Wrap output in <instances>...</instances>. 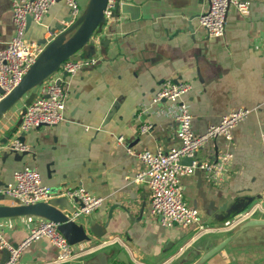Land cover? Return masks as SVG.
Listing matches in <instances>:
<instances>
[{
  "label": "crops",
  "instance_id": "obj_1",
  "mask_svg": "<svg viewBox=\"0 0 264 264\" xmlns=\"http://www.w3.org/2000/svg\"><path fill=\"white\" fill-rule=\"evenodd\" d=\"M248 1L250 13L243 15L231 7L225 34L211 38L199 22L208 0H118L114 18L98 35L102 42L95 56L97 64L67 79L63 122L21 131L25 99L0 117V189L14 181L16 170L28 166L37 168L43 182L55 191L83 186L104 197L101 208L77 221L87 227L92 240L74 245L75 259L58 261L57 248L41 238L23 251L19 264H103L105 260L109 264L116 255L125 264H166V255L194 232L162 227L150 215L147 185L128 178L141 168L128 147L139 152L179 145L176 120L160 112L167 103L153 100L166 80L192 84L183 99L197 134L233 109H251L234 128L229 148L218 137L207 141L198 153L197 158L213 161L217 151L229 149L234 155L219 186L205 182L211 196L217 195L214 212L209 215L204 209L196 175L183 179L190 203L208 221H222L244 204L257 203L264 190V0ZM12 3L0 0V50L15 35ZM90 4L91 0H79L83 13ZM69 15L66 2L58 0L41 23L31 22L27 36L37 42L50 34L53 39H67L74 33L70 27L75 20L65 21ZM57 24L65 28L57 30ZM114 105L116 110L107 120ZM146 124L150 129L141 132ZM15 136L31 146L22 161L14 154L3 159L6 141ZM119 136L125 138L123 143ZM10 204L0 194V205ZM44 219L38 215L2 217L0 230L18 244ZM91 220L104 226L103 236L90 232ZM249 221L233 229L225 247L205 264H264V225ZM3 258L0 251V263Z\"/></svg>",
  "mask_w": 264,
  "mask_h": 264
},
{
  "label": "built area",
  "instance_id": "obj_2",
  "mask_svg": "<svg viewBox=\"0 0 264 264\" xmlns=\"http://www.w3.org/2000/svg\"><path fill=\"white\" fill-rule=\"evenodd\" d=\"M57 1L13 0L15 35L7 48L0 50V88L4 91L0 92V100L20 84L53 40L51 34L46 36L43 42L32 40L27 36V28L29 18L41 23ZM64 1L70 8L73 20H76L82 14L79 0ZM117 3L118 0H107L103 26L114 18ZM250 5L248 0H209L208 9L199 15V22L209 37H222L226 32L230 8L235 7L241 14L247 15L250 13ZM97 62L98 58L95 56L63 61L59 69L41 84L36 98L26 106L22 113L20 130L26 132L40 126H54L63 122L68 99L67 79L85 67L96 65ZM191 89L190 82L166 80L162 82L153 98L156 103L165 100L167 104L159 109L160 112L176 120L178 146L167 149L159 145L155 151L139 152H134L128 147V152L134 153L141 164V168L133 177L128 178L137 184L147 185L151 198L150 215L166 229L178 227L198 231L205 228L202 212L190 203L183 179L195 176L196 170L199 169L203 179L211 185L219 186L223 176L228 175L233 153L226 149L218 153L214 161L197 158L198 153L207 141L218 137H223L229 148L234 128L251 113L248 107L233 109L223 115L219 123L212 124L204 133L197 134L193 129V116L183 99ZM150 127L143 125L141 132L148 131ZM262 137L264 138V131ZM118 140L123 143L125 138L119 136ZM6 148L19 152L31 150V146L17 136L6 143ZM185 157L192 158V163H183ZM13 176L14 181L0 189V194L9 198L10 205H31L66 197L75 207L74 213L69 214V217L79 221L82 217L92 215L104 203L103 196L92 193L83 186L54 191L50 185L43 182L40 171L34 167L26 166L16 170ZM254 205L251 213L264 205V190ZM261 210H264V207ZM41 238H47L57 248L58 261H71L77 256L75 246L59 229V223L44 219L33 226L28 236L17 245L6 239L0 230V251L7 249L10 253L9 259L0 264H19L23 251Z\"/></svg>",
  "mask_w": 264,
  "mask_h": 264
},
{
  "label": "water",
  "instance_id": "obj_3",
  "mask_svg": "<svg viewBox=\"0 0 264 264\" xmlns=\"http://www.w3.org/2000/svg\"><path fill=\"white\" fill-rule=\"evenodd\" d=\"M106 3L107 0H91L88 11H85L84 13L82 12V14L75 21L70 13L69 17L65 21H74L73 25L70 27V31H73L74 33L67 39L64 36L57 37L46 46L43 53L39 56L36 63L31 67L20 84L0 100V117L19 100L25 99L26 106H29L36 98L41 84L54 72H56L61 63L66 59L71 58L79 60L82 58H91L97 55L99 47L98 43L99 41L100 43L102 42L101 39L98 40V35H100L103 30V23L105 20L104 8ZM31 22L32 19L29 18L28 26ZM64 28L65 25H61L60 27L57 24L56 26L57 30H63ZM0 92L4 93L1 88ZM115 110L114 105L108 113L107 120L111 118ZM21 140H23V137H21ZM30 153L31 151L19 152L16 149H8L4 152L3 159L10 154H14L16 160L22 161L23 158ZM218 153L219 151L216 152V155H218ZM192 160V158L185 157L182 162L190 164L192 163ZM196 176L199 179L202 197L204 198V209L208 211L209 215H211L216 207L217 195L211 196L212 190L210 187L208 188L205 186V182H208L203 179L202 171L199 169L196 170ZM6 198L9 199L7 196ZM226 206L227 202L221 209L225 211ZM74 210L75 207L69 199L62 197L53 199L50 202H40L31 205H0V218L20 215H38L45 219L59 223V229L73 245H76L84 240L91 241L92 237L89 235L87 227L69 217V214L74 213ZM250 220V224L264 225V219L253 218ZM89 228L90 232L97 237H101L104 234V226L96 221L91 220ZM228 241V239H225L220 242L207 254V257L204 260H207V258L221 251ZM14 244L17 245V243ZM2 252L4 254L3 263L9 259L10 253L7 249H3ZM102 263L106 264V260L102 261Z\"/></svg>",
  "mask_w": 264,
  "mask_h": 264
},
{
  "label": "rangeland",
  "instance_id": "obj_4",
  "mask_svg": "<svg viewBox=\"0 0 264 264\" xmlns=\"http://www.w3.org/2000/svg\"><path fill=\"white\" fill-rule=\"evenodd\" d=\"M254 207L255 205L244 204L222 221L203 220L205 228L181 238L182 240L166 255V260H169L166 264H205L209 262L216 254L204 260L207 254L224 241L233 229L250 219L264 218V210H261L264 205L251 213Z\"/></svg>",
  "mask_w": 264,
  "mask_h": 264
},
{
  "label": "trees",
  "instance_id": "obj_5",
  "mask_svg": "<svg viewBox=\"0 0 264 264\" xmlns=\"http://www.w3.org/2000/svg\"><path fill=\"white\" fill-rule=\"evenodd\" d=\"M109 264H125V262L118 257V255L111 258Z\"/></svg>",
  "mask_w": 264,
  "mask_h": 264
}]
</instances>
